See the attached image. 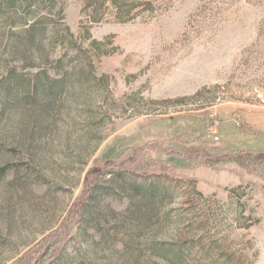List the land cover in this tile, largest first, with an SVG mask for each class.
<instances>
[{"label": "rangeland", "instance_id": "obj_1", "mask_svg": "<svg viewBox=\"0 0 264 264\" xmlns=\"http://www.w3.org/2000/svg\"><path fill=\"white\" fill-rule=\"evenodd\" d=\"M258 112L264 0H0V264H264V178L188 159Z\"/></svg>", "mask_w": 264, "mask_h": 264}, {"label": "trees", "instance_id": "obj_2", "mask_svg": "<svg viewBox=\"0 0 264 264\" xmlns=\"http://www.w3.org/2000/svg\"><path fill=\"white\" fill-rule=\"evenodd\" d=\"M10 79L11 82H7L3 85V90H9V87L13 81L12 75ZM38 88L39 85L37 86V90ZM188 159L208 168H216L219 165L237 164L246 169L249 174H256L264 178V151H258L254 149L224 151L219 149L216 150V153L205 152L204 154H199L195 157L191 156ZM7 170V168H0V178L5 175ZM108 172L113 174L116 173L118 175L124 173H140L138 170L119 166L109 169ZM144 174L147 173L144 172ZM103 175L105 174H102V176ZM101 184L102 183L100 182H96L95 179L94 182H92L88 198H85L86 200L83 201L79 207V223L84 222L91 200L93 199L95 193L101 188ZM156 189H152L150 192L151 197L158 196V194L163 195V193H165ZM135 190L137 192H142V188L140 187L135 188ZM82 264H85V262H82Z\"/></svg>", "mask_w": 264, "mask_h": 264}, {"label": "crops", "instance_id": "obj_3", "mask_svg": "<svg viewBox=\"0 0 264 264\" xmlns=\"http://www.w3.org/2000/svg\"><path fill=\"white\" fill-rule=\"evenodd\" d=\"M246 124L249 128L257 127V129H264V114L258 112L257 114H251L244 117Z\"/></svg>", "mask_w": 264, "mask_h": 264}]
</instances>
